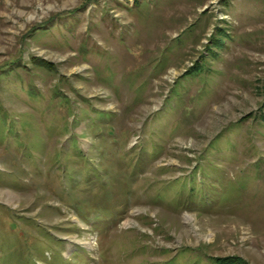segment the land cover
Instances as JSON below:
<instances>
[{
    "label": "rangeland",
    "instance_id": "1",
    "mask_svg": "<svg viewBox=\"0 0 264 264\" xmlns=\"http://www.w3.org/2000/svg\"><path fill=\"white\" fill-rule=\"evenodd\" d=\"M0 264H264V0H0Z\"/></svg>",
    "mask_w": 264,
    "mask_h": 264
},
{
    "label": "trees",
    "instance_id": "2",
    "mask_svg": "<svg viewBox=\"0 0 264 264\" xmlns=\"http://www.w3.org/2000/svg\"><path fill=\"white\" fill-rule=\"evenodd\" d=\"M221 263H223V262H221Z\"/></svg>",
    "mask_w": 264,
    "mask_h": 264
}]
</instances>
